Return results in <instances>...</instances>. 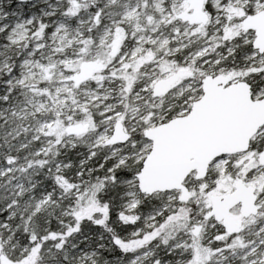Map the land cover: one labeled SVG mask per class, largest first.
Returning <instances> with one entry per match:
<instances>
[{
    "label": "snow or ice",
    "instance_id": "snow-or-ice-1",
    "mask_svg": "<svg viewBox=\"0 0 264 264\" xmlns=\"http://www.w3.org/2000/svg\"><path fill=\"white\" fill-rule=\"evenodd\" d=\"M0 264H264V0H0Z\"/></svg>",
    "mask_w": 264,
    "mask_h": 264
}]
</instances>
